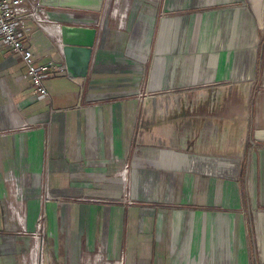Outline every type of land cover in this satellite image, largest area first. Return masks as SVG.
Listing matches in <instances>:
<instances>
[{
  "label": "crops",
  "instance_id": "obj_1",
  "mask_svg": "<svg viewBox=\"0 0 264 264\" xmlns=\"http://www.w3.org/2000/svg\"><path fill=\"white\" fill-rule=\"evenodd\" d=\"M44 8L97 27V45L85 77L44 79L41 100L0 41V264H264V154L230 143L231 110L220 132L209 111L184 129L174 114L183 94L208 109L219 87L227 106L257 80L264 0ZM28 26L36 65L66 68L57 25Z\"/></svg>",
  "mask_w": 264,
  "mask_h": 264
},
{
  "label": "rangeland",
  "instance_id": "obj_2",
  "mask_svg": "<svg viewBox=\"0 0 264 264\" xmlns=\"http://www.w3.org/2000/svg\"><path fill=\"white\" fill-rule=\"evenodd\" d=\"M264 49V48H263ZM260 67H259V77H256L257 80H254L251 84L249 82L247 83H238L236 84V94L237 99L232 98V102H228L227 104L224 101H229V97L227 98L226 94L221 90L219 94H216L219 90V87L215 88H207L206 91L210 92L209 94H214V97L211 99H205L203 100V103L205 101H208V109H206V104L203 105L201 103L197 102H191V98L189 97V93L183 94L185 95L186 99H183L175 106V113L176 116H178V120L180 118V122H178L179 125H181V129L187 128L189 124L192 122V120L188 121L187 115L189 112H193V114H196V112H203V111H209L210 117L209 121H206L207 124L212 126L213 128H220L219 132L224 129H227L231 127V123L228 122V119L226 120L223 115L228 113L230 110L234 113L228 114L229 116L234 114L237 116V123L239 124V138H237L236 133V127L233 129V132L235 133L234 136L231 133L229 135L230 137V143L236 144L240 148V152L244 151L246 148H249L250 151H255L264 154V135L258 136L257 129L262 128L264 126V50L262 51L261 58H260ZM211 82V81H209ZM145 91V90H144ZM143 91V92H144ZM148 93L152 94V92L147 91ZM188 94V95H187ZM179 95V94H177ZM188 97V98H187ZM151 100V99H150ZM210 100V101H209ZM203 107V108H202ZM202 108V109H201ZM184 115V117L182 116ZM231 115V116H232ZM232 116V117H233ZM190 119V118H189ZM197 124L202 122L201 120L197 119ZM193 124V123H191ZM233 125V123H232ZM234 126V125H233ZM261 130V129H260ZM258 136V137H257ZM219 137V135H218ZM216 137V138H218ZM231 147V146H230ZM234 147V146H233ZM232 147V149H233ZM264 160V158H262ZM136 176L139 175L138 172L135 173ZM119 176V178L126 177L125 172H119L115 175H112V177ZM130 181V178H129ZM136 190V189H135ZM123 192L124 194L129 193L132 198L136 197V194L133 193L134 188L128 189L125 188ZM122 195V197L124 196Z\"/></svg>",
  "mask_w": 264,
  "mask_h": 264
},
{
  "label": "built area",
  "instance_id": "obj_3",
  "mask_svg": "<svg viewBox=\"0 0 264 264\" xmlns=\"http://www.w3.org/2000/svg\"><path fill=\"white\" fill-rule=\"evenodd\" d=\"M30 22H34L39 28L47 29L51 24L57 25L58 40H60V44L62 43L61 28L63 25L53 19L40 3V0H0V41L7 48L10 55L25 64L26 73L21 77L29 78L36 97L41 100L50 99L49 91L43 83L44 79L65 73L66 68L52 62L41 66L36 65L34 55L27 45V30ZM146 95H148L146 89L144 92L140 91L138 93L140 101L147 98ZM122 200L128 204L134 202L129 193H125ZM99 259L102 260L101 256H99Z\"/></svg>",
  "mask_w": 264,
  "mask_h": 264
},
{
  "label": "water",
  "instance_id": "obj_4",
  "mask_svg": "<svg viewBox=\"0 0 264 264\" xmlns=\"http://www.w3.org/2000/svg\"><path fill=\"white\" fill-rule=\"evenodd\" d=\"M43 6L101 12L106 0H40ZM98 28L63 24L61 28L62 52L69 76L85 77L90 70L97 45Z\"/></svg>",
  "mask_w": 264,
  "mask_h": 264
}]
</instances>
